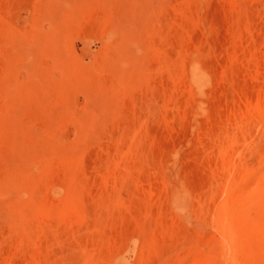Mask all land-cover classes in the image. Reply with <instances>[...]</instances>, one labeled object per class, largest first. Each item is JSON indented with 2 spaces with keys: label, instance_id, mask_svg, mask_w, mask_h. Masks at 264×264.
<instances>
[{
  "label": "rangeland",
  "instance_id": "374dc122",
  "mask_svg": "<svg viewBox=\"0 0 264 264\" xmlns=\"http://www.w3.org/2000/svg\"><path fill=\"white\" fill-rule=\"evenodd\" d=\"M0 264H264V0H0Z\"/></svg>",
  "mask_w": 264,
  "mask_h": 264
}]
</instances>
